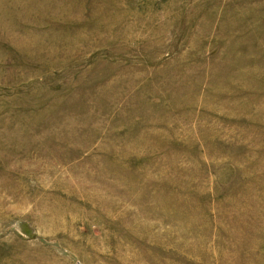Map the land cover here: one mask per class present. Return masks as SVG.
Instances as JSON below:
<instances>
[{
    "label": "rangeland",
    "instance_id": "obj_1",
    "mask_svg": "<svg viewBox=\"0 0 264 264\" xmlns=\"http://www.w3.org/2000/svg\"><path fill=\"white\" fill-rule=\"evenodd\" d=\"M0 264H264V0H0Z\"/></svg>",
    "mask_w": 264,
    "mask_h": 264
}]
</instances>
